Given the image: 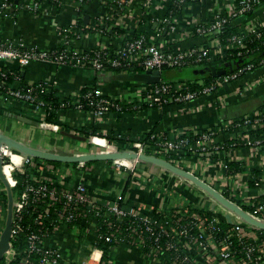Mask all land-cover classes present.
I'll use <instances>...</instances> for the list:
<instances>
[{
	"label": "crops",
	"instance_id": "0c3cea01",
	"mask_svg": "<svg viewBox=\"0 0 264 264\" xmlns=\"http://www.w3.org/2000/svg\"><path fill=\"white\" fill-rule=\"evenodd\" d=\"M33 1L35 0H0L2 42L51 49L61 45L66 30L68 28L73 30L81 19L86 25L87 33L78 34L72 40L73 48L84 52L97 46H108L110 41L116 42V45L123 42V38L116 35L121 33L113 34L112 29L110 36L90 29V24L96 22L104 12L110 16V8L115 9L114 2L112 5L113 0H87L88 2L80 5L77 0H38L37 9L29 6ZM238 1L198 0L189 3L184 11L176 16V29L172 31L170 27H163L161 24L162 19L172 8V0H156L150 8L145 5V0H128L125 13L113 18L112 25L119 29L124 28L127 36L144 33L153 43L167 44L174 48L187 49L211 45L214 43V40L210 39L211 33L199 34L197 26L210 25L218 12L230 14ZM3 2L8 5L3 6ZM234 17L233 24L241 30L264 26V1L249 13ZM160 27H163L162 37L158 32ZM217 65L181 70L175 68L167 77L171 80L202 82L211 75V72L206 70L213 66L223 69ZM0 68L16 71L31 84L44 82L50 87L57 86L62 97L75 95L82 87L90 85L98 88L103 95L129 105L130 110L127 109L124 113L110 112L97 118L87 110L64 109L58 119L59 130H53L44 127L42 121L37 119V116H43L42 110L0 94V131L3 134L30 146L62 154L107 152L105 140L99 139L102 143L99 141L97 144L100 146L94 145L89 137L76 133L77 127H96L105 134L115 130L119 137L126 131L147 133L153 129L160 135L170 131L175 132L176 136V131L184 128L200 132L239 117L255 114L257 109L264 105V67L247 72L242 78L224 84L216 95L200 96L191 102L170 104L162 109L153 110L137 109V104L134 103L135 100L141 101L147 88L152 85L149 70H98L92 66L37 60L28 65L14 60H3L0 61ZM199 68L204 69L200 71ZM70 135L87 139H76ZM230 137L231 134L221 131L215 141H226ZM155 153L152 149L148 155L171 163L163 157H157ZM227 159L244 162L249 169L258 172L259 187H249L247 172L225 176L223 165ZM140 161L134 173L116 165L113 160L89 162L84 167H79L78 163L62 162L55 165L35 160L30 170L35 176L53 179L59 186L69 189L82 182L95 198L105 202L118 197L132 199L134 204H140L146 213H153L154 207L182 208L192 205L222 220L233 218V211L197 185L186 179L181 180L177 174L161 164ZM180 163L222 194L227 193L230 199H234L240 206L243 204L248 206L258 196L264 195V145L239 147L229 151L216 149L213 154H191ZM171 164L177 166L179 161ZM3 223L6 226L4 221L1 226ZM245 228L247 233L252 231V234H256V228L259 227L246 225ZM85 234L83 236V233L70 226H58L46 244L63 250V261L60 264H86L88 256L91 255L93 259L90 264H164L159 257L145 254L139 247L128 246L125 243L114 245L109 259L103 260V250L95 245L96 233L87 228ZM262 243L264 244V240ZM192 254L200 264L204 263V258L200 257L196 250H193ZM211 264L234 263H220L218 260Z\"/></svg>",
	"mask_w": 264,
	"mask_h": 264
},
{
	"label": "built area",
	"instance_id": "2783aa9c",
	"mask_svg": "<svg viewBox=\"0 0 264 264\" xmlns=\"http://www.w3.org/2000/svg\"><path fill=\"white\" fill-rule=\"evenodd\" d=\"M78 4H83L86 0H77ZM156 0H145V5L150 8ZM198 0H172L173 6H179V4L185 2L189 4ZM115 5L116 10H121L124 14L125 9L128 5V0H113L112 5ZM261 0H239V9H234L230 14L233 16H239L250 11L254 6H257ZM3 6H7L6 2L2 3ZM31 8L37 9L39 7L38 0L32 2L29 5ZM170 14V15H169ZM167 16L162 19L163 27H170L172 31L176 29V15L173 14V10L170 11ZM226 14L217 13L214 18V24L207 27L204 25L197 26V31L199 34L205 35L210 34V39L214 40L211 45H199L193 46L187 49L174 48L167 44L153 43L150 41L144 33H139L138 36L134 37L127 36L128 40L124 41L125 37L122 34H116L118 38H123L122 43H117L110 41L109 45L97 46L94 51L95 56L92 60L88 61L89 58L87 51H81L73 48L72 38L70 34L73 32L72 28H68L64 33V39L61 45L51 48L43 49L39 47H24L22 44H17L15 42H2L0 40V61L3 60H14L18 61L23 65H28L33 61H49L58 64H72L87 66L88 62H91L89 66H92L98 70H106V67L113 68H126L132 65H137L142 67L144 70L159 71L162 72L163 68H176V69H186V68H198L202 66H208L213 64L214 54H221L223 46L221 40L218 38L221 34L222 25L227 22ZM113 20L112 16H107L104 12L96 22L90 24V29L102 33L104 36L105 30L112 29L113 25L105 27V20ZM163 27L159 29V35L163 36ZM256 32V28L253 29ZM233 43L237 47L243 46V38L241 36H235L232 38ZM213 50V53L211 51ZM264 64V59L262 60ZM253 64H247L238 72H231L226 75L219 76L215 81L209 83H204V81L199 82L202 86L199 90H192V85L194 82L188 81L186 79H167L161 80L158 83L152 84L148 87L144 98L141 102L147 103L149 106H159L164 108L170 104H178L184 102H191L200 96L216 95L219 89L224 86V84L232 82L238 79L239 75L244 72H249L253 68ZM4 75V73H3ZM1 85V83H0ZM5 96L15 98L20 101H24L31 106H34L38 110L44 111L45 108L41 104L35 103V96L30 93L21 92L15 89H7L4 93ZM85 98L89 99L90 111L96 118L101 117L110 112L124 113L125 109H128L129 105L126 103H121L119 101L111 100L105 97L98 88H94L92 91L85 95ZM141 106V105H137ZM136 106V107H137ZM76 107L78 110H86L84 103L80 100H76ZM255 114L247 115L242 118L243 123L237 122L240 126V130L249 127H259L262 126L261 119L253 118ZM43 126L51 128L53 130H59L60 125L58 123H48L42 121ZM210 132H202L200 134V139L196 141L195 146H191L189 151L182 149L184 144H188V139H183L180 142L166 141L162 145H153L146 142H136L134 144L135 149H131L129 143L124 142L121 146L119 144L110 143L106 138L100 137L98 135L89 136V140L94 144L98 145L95 141L99 139L105 140L107 148H110L116 152H136L138 155H148L149 151L153 148L151 146H156L159 152L165 154L176 153L177 155H187V154H200V153H210V149H222L225 144V140L216 142V137L222 130ZM248 135H244L243 139L247 140ZM158 146V147H157ZM200 151V152H199ZM179 157V156H178ZM183 157L182 159H184ZM182 159L180 161L182 162ZM130 161V164L127 162ZM35 162V158L31 155L21 153L9 147L5 143L0 144V166L1 175L8 181L9 188L13 190L17 183V174H25L28 176V182L24 190L19 194L15 195L12 192V216H11V226L12 235L10 240L9 249L5 252L4 264H13L17 260V249L14 246V241L21 232V225L19 219L21 218L22 211L24 207L33 203L37 205L39 203H45L46 209L44 212H39L37 217L38 223L41 225V219L43 215L49 212L50 207L56 203H60L62 208L59 212V220L65 223L72 222L77 218L82 219V225H87V215L90 212L97 211L99 213L100 206L95 202V196H93L90 189H88L82 182L76 184L72 189L59 186L57 182L53 179H44L43 177L35 176L30 170L31 165ZM113 162L123 167L130 172L134 173L137 170L138 164L140 162L139 157L135 158H120L115 159ZM178 162V161H177ZM86 163H78L79 167H84ZM226 164V163H225ZM225 164L223 166H225ZM178 166V165H177ZM180 167V166H178ZM44 169V168H43ZM191 172V171H190ZM193 173V172H192ZM43 176V175H42ZM182 178V177H180ZM184 178V177H183ZM185 179V178H184ZM187 180V179H186ZM189 181V180H188ZM227 197V196H226ZM230 199L229 197H227ZM121 197L108 202L110 209L117 218L124 216L134 217L135 220L132 221V227L130 232V243L132 246H137L138 236L143 243L145 240L140 233V226H144L147 231H152L154 233V222L158 219L157 213H146L140 204L132 206L129 209L121 207L120 205ZM99 200V199H98ZM231 200V199H230ZM233 201V200H231ZM3 202L4 199L0 201V237L3 232V227L1 226L2 221L7 222V215L3 213ZM234 202V201H233ZM236 203V202H235ZM9 206V198L7 200ZM237 204V203H236ZM239 205V204H238ZM85 206H88L85 209ZM240 206V205H239ZM263 206H259L258 210H263ZM158 211H163V208H159ZM180 211L173 210L171 215L173 220H168L166 223L171 224V221L177 222V225H171L164 228L162 234L170 236L167 241V248L179 251L181 248L186 247L185 241L188 244H194V247H190L186 250L183 256H175L169 263L164 262V264H200L198 259L192 254L193 250H196L200 257L204 258L203 264H211V262H216L219 260L220 263L231 262L234 264H264V244L262 242H255L257 240V235L246 232L245 226H252L247 223L243 218L233 212V218L225 219L228 223L232 224L225 237L217 241L212 233L213 224L221 221L219 217H215L210 213L212 217L210 221L203 218L201 215L194 216V225L197 229H200V233L194 236L190 233L189 223H181L180 221L184 219V215L179 213ZM255 219L264 222V216L258 215L256 212L247 211ZM192 216V217H193ZM111 224V223H108ZM113 234L106 238L107 241L115 239L116 243H125L127 239L125 237H116L114 234L120 232V226L115 225ZM58 228V227H57ZM55 228V230L57 229ZM76 231L82 233V228L79 223L72 226ZM54 230V231H55ZM40 232V233H39ZM39 232H33L28 237V245L26 253L21 257L17 264H60L63 261V250L59 247H53L46 244L49 238L48 232L43 231V228H39ZM160 235V234H159ZM44 237V238H43ZM159 236L156 237V240ZM176 238L178 241L172 240ZM42 239V240H41ZM98 236L95 240V243ZM232 239L238 240L239 250L236 251ZM37 255V257L33 256ZM157 255V253H153ZM93 256H88L86 264H90Z\"/></svg>",
	"mask_w": 264,
	"mask_h": 264
},
{
	"label": "trees",
	"instance_id": "16d2710c",
	"mask_svg": "<svg viewBox=\"0 0 264 264\" xmlns=\"http://www.w3.org/2000/svg\"><path fill=\"white\" fill-rule=\"evenodd\" d=\"M87 1V0H86ZM85 1V2H86ZM187 1V0H186ZM264 1V0H261ZM84 2V3H85ZM88 2V1H87ZM186 7L185 2L179 4V6H173L170 11L173 10L174 15H178L182 11H184V8ZM256 6H254L255 8ZM110 6H108L109 10ZM236 9H239V6L237 5L235 7ZM252 8L251 10H253ZM110 8L109 14L113 18H116L119 13H121V10H115ZM250 10V11H251ZM112 11V12H111ZM169 11V13H170ZM250 11L246 12L249 13ZM168 13V14H169ZM167 14V15H168ZM170 15V14H169ZM227 17V22H225L222 25L221 28V34L219 36L223 50L221 54H214V63L213 64H218L217 66L220 68H225L226 64H231L233 67V71L238 72L240 71L244 66L247 64H253V68L249 72H253L254 70L264 67V64L262 63V60L264 59V26L262 27H255L256 32L253 31L254 28L246 29V30H241L239 29L238 26H235L233 24V19L235 18L233 15H226ZM112 20H105V27L111 26L112 25ZM215 22L213 21L208 25L207 27L211 26ZM85 23L83 20H78L76 25L73 28V32L70 34V37L72 40L76 38L78 34H83L87 33V29L85 27ZM114 27V28H113ZM112 27L113 34L114 33H121L125 39L124 41L128 40L126 30L124 28H117L115 25ZM104 33L107 36H110L111 32L110 30H105ZM138 36V34H135L134 37ZM235 36H241L243 38V46L242 47H237L233 41L232 38ZM212 53L213 50L211 49ZM89 58L87 59L88 61L92 60L95 56L94 51H87ZM242 60V63L239 65V61ZM91 62L87 63V66H89ZM120 69H129L131 71H139L143 70L142 67H139L137 65H132L131 67H126V68H113V67H106V70H120ZM172 69L175 68H163L162 69V79L167 80L168 77L167 75L172 71ZM187 69V68H186ZM227 72L231 73L233 71L230 70V67H227ZM179 70V69H178ZM248 72V71H247ZM247 72H242L238 78H242L245 73ZM4 73V75H3ZM224 74V75H226ZM218 77H214L212 75L206 77L204 79V83H209L211 81H215ZM0 94L5 95L4 93L6 92L7 89H15L19 90L21 92L25 93H30L33 94L36 98L35 103L41 104L45 108L43 111V116H37L39 120L45 121L48 123H59L58 119L60 116L61 111L64 109H76V100L80 98V100L84 103L85 109H91L89 105V99L85 98V95L92 91L95 87L94 86H85L82 87L79 92L75 95L69 96V97H62L60 95L59 88L57 86L50 87L47 85V83L44 82H38V83H28L26 82L20 74H18L16 71H10L6 68H0ZM152 86V85H150ZM202 86L199 84V82H194L192 85V90H199ZM107 98H110L111 100H114L113 97L110 96H105ZM24 102V101H23ZM134 103L137 105V109H162L159 106H149L147 103L141 102L140 100L137 101L135 100ZM127 109H125L126 111ZM130 110V109H128ZM40 117V118H39ZM243 117H239L237 119H233L231 121H227L222 123L221 125H216L214 127H211L209 129L202 130L200 132H197L196 130H193L192 128H184L182 130L176 131L177 135H175V132H170L166 131L163 132L161 135L156 131V129H153L147 133H135L133 131H126L121 134V137L118 136L117 131L110 130L106 134L102 132L100 129H97L96 127L92 128H87V127H75L76 128V133L81 134V135H86L87 137L91 135H98L100 137L106 138L110 143H116L119 145H122L124 142L129 143L131 149H135L134 144L136 142H146L149 144H155V145H162L166 141H174V142H180L183 139H188L189 142L188 144H184L183 148L184 150L189 151L191 146H195L196 141L200 139V134L202 132H210L212 129L213 131H220L222 130L226 134H231L232 137L226 139L224 142L225 144L223 145V148L220 149L222 151H229V149H237L239 147H245V146H250V147H257L264 145V105L260 106L257 111L256 115L253 118V122L255 119H261L262 126L260 127H249V128H243L240 130V126L237 123L238 121L241 124L243 123L242 120ZM248 135V139L245 140L243 139L244 135ZM103 140V139H102ZM98 142L100 140H97ZM101 142V141H100ZM102 143V142H101ZM153 150L156 152L155 155L157 157H163L167 160H169L171 163H176L179 161V164L181 168L185 170H190L188 167H183L181 166L180 159L183 157L190 156L191 154L187 155H177L176 153H157L158 148H155L156 146H151ZM158 147V146H157ZM216 149H210V154H213V151ZM200 152V151H199ZM212 152V153H211ZM179 156V157H178ZM37 161H46L53 163L55 165H60L62 162H54V161H48V160H43L39 158H35ZM93 162H100V161H93ZM141 163V161L139 162ZM89 164V163H87ZM247 172L249 175L248 178V183L249 187L252 188H258L260 185V180L258 178V172L255 170L249 169L244 162L238 161V160H231L227 159L225 167H224V174L227 177L234 176L238 173H243ZM17 183L14 186L12 192L15 195H19L25 188L27 182H28V176L25 174H17ZM0 185L3 186L4 188H1L2 193L0 194L1 199H4L3 202V213L7 215L8 211V204L7 200L9 198V184L8 181L5 178H2L0 176ZM10 189V188H9ZM225 196L229 197L227 193H224ZM230 198V197H229ZM95 202L98 203L100 206L99 213L97 211L90 212L87 215V225H82V219L77 218L76 220L65 223L59 220V212L62 208V205L60 203H56L53 206L50 207L49 212L45 213L42 217L41 225L37 221V217L39 215V212H44L46 207L45 203H39L36 207L33 203L27 204L21 214V218L19 219V223L21 225V232L19 233L18 237L14 241V246L17 249V260L13 262V264H17L21 257L26 253V248L28 245V237L31 233L33 232H39V228L42 227L43 231L48 232V236L51 235L55 228L58 226H70L72 227L73 225L79 223L81 228H82V233L83 236H85V231L87 228L91 229L96 233L98 236V239L95 243V245L103 250V260L109 259L111 256V248L116 245L117 243L115 242V239H111V241H107L106 238L109 237V235L113 234V230L115 226H113V223L115 225L120 226V232H116L114 234L115 238L116 237H125L127 239V244L128 246L131 245L130 243V232H131V223L132 221L135 220L134 217L130 216H124L121 218H117L112 210L109 207L108 202H105L104 200H98L97 198L94 199ZM234 201V199H231ZM135 202L132 199H124L122 197L120 199V205L121 207L124 208H130L132 206H136L137 204H134ZM264 205V195L258 196L256 199H254L253 203L246 206V205H241V207L245 211L249 212H256L260 216H264V209L263 210H258L259 206ZM88 206H85V209H87ZM158 207H154L152 209L153 213H157L158 219L156 222H154V233L152 231H147L144 229V226H140V233L142 234L144 238V242H141V239L136 236L137 238V243L138 247L140 250L149 255H153V253H157V257H159L163 262L169 263L175 256H183L190 247H194V244L190 243L188 244L187 241L186 247L181 248L179 251L176 250H171L167 248V241L170 239V236H167L166 234H162V231L164 228H167L168 226L171 225H177V222H172L171 224H167L166 222L168 220H173V217L171 215V212L173 210L180 211L179 213H182L184 215V219L180 221L181 223H189L188 227L190 228V233L194 236H197L200 233V229H197L196 226L194 225V216L196 214H200L203 218L207 219V221L211 220V216L209 213H207L205 210H202L200 208H197L196 206L188 205L186 207L182 208H171L165 206L163 208V211H158ZM144 211V210H143ZM193 216V217H192ZM111 223V224H108ZM4 223H3V228H4ZM232 228V224L228 223L225 220H221L219 222H216L213 224V229L212 233L214 238L217 241L222 240L226 232ZM256 234H257V240L255 242H262L264 240V228H256ZM40 233V232H39ZM160 234V235H159ZM159 236V238L156 240V237ZM44 238V237H43ZM42 240V239H41ZM175 242L178 241L176 238H172ZM234 241L233 246L236 251L239 250L240 246L238 245V240L237 239H232ZM132 246V245H131ZM37 257V255H33ZM5 263V258H3L0 261V264Z\"/></svg>",
	"mask_w": 264,
	"mask_h": 264
},
{
	"label": "water",
	"instance_id": "95a60500",
	"mask_svg": "<svg viewBox=\"0 0 264 264\" xmlns=\"http://www.w3.org/2000/svg\"><path fill=\"white\" fill-rule=\"evenodd\" d=\"M87 18V17H86ZM242 63V60L238 62ZM225 67H230V70L233 71V67L231 64H226ZM204 68H199L202 71ZM204 71V70H203ZM212 76L218 77L226 74L227 69H219L216 66L211 67L210 69L206 70ZM148 73L152 76L151 83H158L162 80V73L159 71H151L149 70ZM73 138L86 140V137L70 135ZM5 143L12 149L19 151L24 154L31 155L34 158H39L48 161H56V162H64V163H89L93 161H102V160H115L120 158H135L139 157L142 161L147 162H155L161 164L167 168H169L172 172L177 174L178 176L184 177L185 179L189 180L193 184L197 185L199 188L206 191L210 194L215 200H217L220 204L224 205L231 211L235 212L241 218H243L247 223L252 226L264 228V222H261L254 217H252L247 211H245L241 206L236 204L235 202L228 199L224 194H222L219 190L214 188L212 185L207 183L205 180L201 179L199 176L195 175L194 173L185 170L181 167L174 166L171 163L166 162L165 160L149 156V155H138L136 152H88L83 154L71 155V154H62V153H55L47 150H43L37 147L30 146L24 142H21L15 138L7 136L0 131V144ZM0 176L1 175V166H0ZM9 191V206H8V219L6 222V226L1 234L0 237V261L4 258L5 252L9 249L11 235H12V226H11V216H12V190L8 188Z\"/></svg>",
	"mask_w": 264,
	"mask_h": 264
},
{
	"label": "rangeland",
	"instance_id": "374dc122",
	"mask_svg": "<svg viewBox=\"0 0 264 264\" xmlns=\"http://www.w3.org/2000/svg\"><path fill=\"white\" fill-rule=\"evenodd\" d=\"M67 147V146H66ZM104 147V146H103ZM105 149H107V152H116V151H114V150H112V149H110V148H107V147H105ZM178 176V175H177ZM179 178H180V176H178ZM181 180H185L184 178H180ZM188 181V180H187ZM190 182V181H189ZM1 188H4L3 186H1L0 185V189ZM210 196V195H209Z\"/></svg>",
	"mask_w": 264,
	"mask_h": 264
},
{
	"label": "bare ground",
	"instance_id": "6f19581e",
	"mask_svg": "<svg viewBox=\"0 0 264 264\" xmlns=\"http://www.w3.org/2000/svg\"><path fill=\"white\" fill-rule=\"evenodd\" d=\"M95 142H96V143H98V141H97V140H96ZM127 164H130V161H129V162H127ZM180 177H181V176H180ZM182 178H183V177H182Z\"/></svg>",
	"mask_w": 264,
	"mask_h": 264
}]
</instances>
